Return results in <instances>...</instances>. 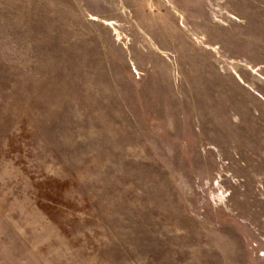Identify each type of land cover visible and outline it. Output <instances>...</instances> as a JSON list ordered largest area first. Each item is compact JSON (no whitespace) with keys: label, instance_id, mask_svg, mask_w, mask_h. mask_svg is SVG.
Wrapping results in <instances>:
<instances>
[{"label":"rangeland","instance_id":"obj_1","mask_svg":"<svg viewBox=\"0 0 264 264\" xmlns=\"http://www.w3.org/2000/svg\"><path fill=\"white\" fill-rule=\"evenodd\" d=\"M0 264H264V0H0Z\"/></svg>","mask_w":264,"mask_h":264}]
</instances>
